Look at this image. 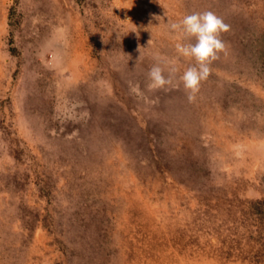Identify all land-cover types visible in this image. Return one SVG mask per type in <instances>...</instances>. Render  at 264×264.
Listing matches in <instances>:
<instances>
[{
	"label": "rangeland",
	"instance_id": "obj_1",
	"mask_svg": "<svg viewBox=\"0 0 264 264\" xmlns=\"http://www.w3.org/2000/svg\"><path fill=\"white\" fill-rule=\"evenodd\" d=\"M204 11L189 103L169 25ZM0 264H264V0H0Z\"/></svg>",
	"mask_w": 264,
	"mask_h": 264
},
{
	"label": "clouds",
	"instance_id": "obj_2",
	"mask_svg": "<svg viewBox=\"0 0 264 264\" xmlns=\"http://www.w3.org/2000/svg\"><path fill=\"white\" fill-rule=\"evenodd\" d=\"M170 31L179 33L181 41L175 44L178 57L194 63L179 76L189 103H195L201 83L211 74V65L225 52L226 46L221 34L229 31V25L212 11L193 12L185 15L178 22L169 25ZM167 68L168 75H165ZM178 69L174 65L162 67L154 64L147 73L149 91L168 90L176 88L174 83ZM133 93L139 94V86L131 87Z\"/></svg>",
	"mask_w": 264,
	"mask_h": 264
}]
</instances>
